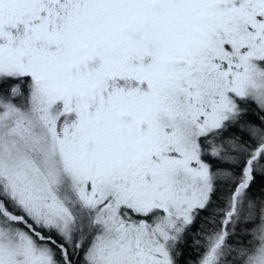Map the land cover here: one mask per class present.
Instances as JSON below:
<instances>
[{
	"label": "snow or ice",
	"instance_id": "obj_1",
	"mask_svg": "<svg viewBox=\"0 0 264 264\" xmlns=\"http://www.w3.org/2000/svg\"><path fill=\"white\" fill-rule=\"evenodd\" d=\"M0 264H264V0H0Z\"/></svg>",
	"mask_w": 264,
	"mask_h": 264
}]
</instances>
